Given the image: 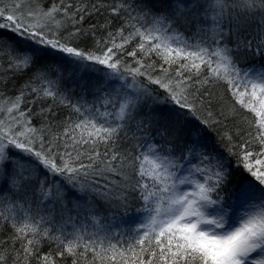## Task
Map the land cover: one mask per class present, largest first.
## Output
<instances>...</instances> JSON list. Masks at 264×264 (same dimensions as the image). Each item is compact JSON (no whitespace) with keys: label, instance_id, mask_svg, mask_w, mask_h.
<instances>
[{"label":"snow or ice","instance_id":"snow-or-ice-1","mask_svg":"<svg viewBox=\"0 0 264 264\" xmlns=\"http://www.w3.org/2000/svg\"><path fill=\"white\" fill-rule=\"evenodd\" d=\"M0 264H264V0H0Z\"/></svg>","mask_w":264,"mask_h":264},{"label":"trees","instance_id":"trees-1","mask_svg":"<svg viewBox=\"0 0 264 264\" xmlns=\"http://www.w3.org/2000/svg\"><path fill=\"white\" fill-rule=\"evenodd\" d=\"M133 215H134V214H132V217H131V218H133ZM128 220H130V219H128ZM129 225H130V224H128L127 222H125V223H123V224L117 222V223H116V228H123V229H126V228L129 227ZM131 226H132V225H131ZM113 242H115V241H113ZM89 260H91V255H89Z\"/></svg>","mask_w":264,"mask_h":264},{"label":"rangeland","instance_id":"rangeland-1","mask_svg":"<svg viewBox=\"0 0 264 264\" xmlns=\"http://www.w3.org/2000/svg\"><path fill=\"white\" fill-rule=\"evenodd\" d=\"M135 218H136V216L134 214L133 218H130V220H127L126 222L134 227L135 226V224H134Z\"/></svg>","mask_w":264,"mask_h":264}]
</instances>
